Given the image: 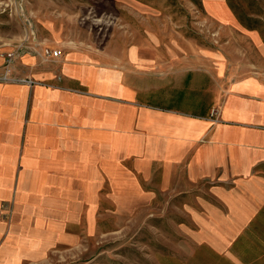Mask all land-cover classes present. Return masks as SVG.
Segmentation results:
<instances>
[{
	"label": "crops",
	"instance_id": "0c3cea01",
	"mask_svg": "<svg viewBox=\"0 0 264 264\" xmlns=\"http://www.w3.org/2000/svg\"><path fill=\"white\" fill-rule=\"evenodd\" d=\"M31 37L12 73L34 83L0 82V264L75 247L106 215L179 209L212 239L262 215L264 73L211 84L189 57Z\"/></svg>",
	"mask_w": 264,
	"mask_h": 264
},
{
	"label": "rangeland",
	"instance_id": "374dc122",
	"mask_svg": "<svg viewBox=\"0 0 264 264\" xmlns=\"http://www.w3.org/2000/svg\"><path fill=\"white\" fill-rule=\"evenodd\" d=\"M31 34L119 52L141 45L146 58L189 57L188 71L211 84L233 72L264 73V0H0V67L4 51ZM186 213L106 215L79 245L29 264H264V209L242 232L214 239L210 225H193Z\"/></svg>",
	"mask_w": 264,
	"mask_h": 264
},
{
	"label": "built area",
	"instance_id": "2783aa9c",
	"mask_svg": "<svg viewBox=\"0 0 264 264\" xmlns=\"http://www.w3.org/2000/svg\"><path fill=\"white\" fill-rule=\"evenodd\" d=\"M43 52L44 58L47 57H58L60 55V51L57 49H51L50 47L46 46L42 48L41 50ZM23 53V48L21 47V44H17L11 48H9L7 51H4V53L1 55L3 58V65L0 67L2 71L0 72V82H23L27 83L29 85H32L34 81H31L28 78L24 77H15L13 75V66L17 60L18 57L21 56ZM216 113L215 110H212V114Z\"/></svg>",
	"mask_w": 264,
	"mask_h": 264
}]
</instances>
